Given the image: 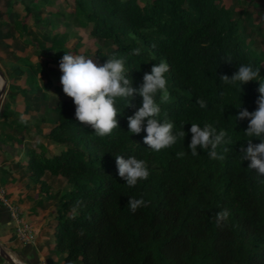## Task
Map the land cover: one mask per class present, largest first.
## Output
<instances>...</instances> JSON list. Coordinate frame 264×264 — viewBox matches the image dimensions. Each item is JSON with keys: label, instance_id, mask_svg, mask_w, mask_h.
<instances>
[{"label": "trees", "instance_id": "obj_1", "mask_svg": "<svg viewBox=\"0 0 264 264\" xmlns=\"http://www.w3.org/2000/svg\"><path fill=\"white\" fill-rule=\"evenodd\" d=\"M17 1L26 13L16 22L19 33H28L26 18L38 28L37 34L25 40L35 45L34 57L49 58L59 66L65 53H74L66 43L83 29L96 47L86 49L85 56L93 57L98 65L107 58H124L134 88L143 83L144 73H150L154 64L166 62L170 100L162 103L157 95L160 113L156 118L161 123L173 122L174 132L183 125L185 132L171 148L158 152L148 148L143 140L146 132H128L127 117L142 105V97L136 94L131 100L134 107L117 100L118 128L101 138L76 120L72 98L63 91V97L46 92L52 80L31 91L14 81L8 84L10 99L21 94L28 109L43 106L46 113H56L44 132L39 126L31 129L28 121L10 120L7 104L0 113V142L23 143L16 134L25 130L51 144L38 142L36 150L23 143V148L28 177L40 185L39 196L45 194L38 204L55 198L42 179L45 173L62 176L69 185L56 209L53 229L54 250L64 254L63 262L264 264V177L258 178L248 168L250 161H241L240 149L247 147L244 130L248 119H235L241 109L252 112L257 108L258 88L264 84L261 56L248 45L243 24V13L248 22L250 13L234 12L220 0H142L143 5L138 0H65L69 9L54 10L48 7H54L56 0ZM60 26L65 30H57ZM258 30L264 27L259 25ZM135 48L141 49L140 55H130ZM11 54L15 56V50ZM229 57L231 63L226 60ZM16 58L27 66L33 59ZM241 64L259 68L260 80L242 84L240 91L238 84H224L220 77H231ZM13 69L32 88L38 73L51 72L59 80L62 75L46 62L28 75L21 65ZM198 99L205 100L207 107L200 108ZM192 123L211 124L217 132L227 133L230 143L216 149L223 159L210 158V149L198 148V155L191 154ZM6 126L15 134L4 133ZM251 139L253 144L261 142ZM178 152L184 155L178 157ZM117 155L144 160L148 179L128 187L118 176ZM129 197H143L148 206L133 214L127 204ZM225 209L228 220L217 227V213Z\"/></svg>", "mask_w": 264, "mask_h": 264}, {"label": "clouds", "instance_id": "obj_2", "mask_svg": "<svg viewBox=\"0 0 264 264\" xmlns=\"http://www.w3.org/2000/svg\"><path fill=\"white\" fill-rule=\"evenodd\" d=\"M140 52L141 49L135 48L132 49L130 55L138 56ZM226 60L229 63L232 62L230 57ZM59 69L62 73L60 76L62 91L72 98L75 105L76 120L85 126H90L98 137L109 136L114 129L118 128L116 117L120 111L115 106L117 100H124L127 107H134L131 100L134 95L138 94L142 97V105L133 115L127 117L128 132L134 134H140L141 131L146 132L143 137L144 143L148 148L157 152L171 148L176 144L178 138H184L183 125L180 131L174 132L173 122L165 120L161 123L156 118L160 113V106L156 102L157 95L159 94L162 103L170 100L167 80L164 75L169 71V65L166 62L154 64L150 73H144L143 83L138 88L132 86V80L127 75L129 71L125 68L124 58H107L102 65H98L91 58H86L83 55L65 53L59 61ZM259 78V68H253L251 64H241L231 77L228 75L220 77L224 84H238L240 91L242 84L260 80ZM258 92L259 96L255 101L257 108L252 112L241 109L235 119H248V126L244 130L245 136L248 137L247 147L240 149L241 161H250L248 168L254 170L258 178H262L264 177V84L260 83ZM197 103L200 108L207 107V103L203 99H198ZM21 123H27V121L21 118ZM189 131L191 132V140L188 148L193 156L198 155L199 148L210 149L209 156L212 159L224 158L222 155H218L216 151L218 146L230 143V139L227 138V133L224 130L217 132L211 124H205L201 127L192 123ZM253 137L259 138L261 142L253 144L251 139ZM224 151L227 152L228 149L225 148ZM183 155V152L177 153L178 157ZM116 166L118 176L130 188L135 187L139 180H147L150 175L145 161L138 160L134 156H128L125 159L122 155H117ZM148 203L143 197L139 199L129 197L127 202L129 211L133 214L138 209L147 207ZM228 217L229 212L226 209L217 213V227H223ZM34 242L35 239L33 242L22 243Z\"/></svg>", "mask_w": 264, "mask_h": 264}, {"label": "rangeland", "instance_id": "obj_3", "mask_svg": "<svg viewBox=\"0 0 264 264\" xmlns=\"http://www.w3.org/2000/svg\"><path fill=\"white\" fill-rule=\"evenodd\" d=\"M1 1V0H0ZM225 7H230L234 12H238L241 10H247V12L250 13L251 18L248 22L246 20V15L243 13V24L247 27V33L248 36V45L254 49L257 53L261 56L262 61V68L264 69V30L259 31L258 27H264V0H220ZM249 3H247V2ZM138 3L140 5H143L142 0H138ZM1 7L5 5L4 1H1ZM68 3L65 2V0H56V5L54 7H48L50 10H54L55 8H68ZM16 18L18 15L15 16ZM18 19V18H17ZM253 21V23H250ZM38 28L35 26L34 22H30L28 25V33L22 34L20 36L16 35L13 42H11V46L16 51L19 50L20 52H23L27 57H32V65H26L21 60H18L16 57L20 55L15 56L11 54L8 50L4 49L3 47L0 48V50H3L2 53H7L6 56L1 55L0 56V67L3 69H6V74L8 76L5 77L6 79V90L3 95L1 105H0V113L3 111L4 108H6V105L8 104V108L10 111L9 119H15V118H24L26 121H28L29 125L31 126V129H36V126H39L44 132H47V130L51 127L52 121L56 116V113L49 112L46 113L45 107L40 106L37 109H28V105L26 104L23 96L21 94L15 95L14 99H10V97L7 95V88L8 84L14 81L15 84H20L19 86L22 88H27L29 91L39 89L40 86L43 85V87L46 85L45 80H52L51 85L47 87L46 92L49 93L52 96H60L63 97L64 95L61 94L62 85H60L59 78H56L54 74L49 72L47 75L45 73H38L37 76L36 85L32 88V86H29L25 84L24 78L19 77L17 71L13 72V68L15 66L21 65L22 68H24L26 75L32 74L33 71L37 72L38 67L40 63H45L46 66H50V69H53L54 71L59 70V66L52 63L51 59L46 58L42 59L38 56L34 57L33 54H35V45L31 43H25L26 38L29 39L32 35H35L38 33ZM59 31H64V27L60 26L58 27ZM33 37V36H32ZM72 39L69 40L66 45L68 48L74 53H71V55H83L85 56V50L91 49L95 47V45H92L89 39L90 35L87 30H78L76 35H73L71 37ZM49 41L46 42V52L49 51ZM96 48V47H95ZM86 58H91L94 62L96 60L91 56H85ZM12 72V73H11ZM57 72V71H56ZM46 78V79H45ZM59 87L58 89L56 87ZM30 108V107H29ZM46 117V121L40 122L39 118ZM2 130L4 133H14V130L6 126ZM15 134V133H14ZM18 138H20L21 142L24 144H28L29 146L36 148V150H39L37 147V143H44L45 145H51L49 142L46 143L42 139L41 136H38L34 133L29 134L27 131L23 130L16 134ZM3 141V139H1ZM11 144L4 145L0 142V167L6 166L7 169H2L0 171V177L3 174V170H8L12 174V180L8 181V183L2 184L6 191H7V197L15 204H17L20 208L21 215L24 219L28 222H34L33 219L37 218L35 221L40 222L44 220L46 217V225L45 223L41 226H35L34 225V234H35V240L38 241L39 239H42V242L46 241L45 246V255H46V264H76V263H64L63 257L64 254L57 253L54 250V236H53V229H54V218L57 214V207L61 204L66 192L67 188L69 187L66 179L62 176H56L51 175L49 173H45L42 176V179L46 182L47 185L50 186V192L52 194H55V198L49 199L46 206V214H42L40 218V211L42 208L39 206L38 198H39V184H33L29 177H28V171L26 169V158H25V149L23 148V143L20 142H10ZM51 153H55V149H52ZM8 178V177H7ZM42 196H45V194H42ZM27 216V218H26ZM48 221V222H47ZM1 226V225H0ZM13 226V225H12ZM22 243V242H21ZM81 264V263H80Z\"/></svg>", "mask_w": 264, "mask_h": 264}, {"label": "crops", "instance_id": "obj_4", "mask_svg": "<svg viewBox=\"0 0 264 264\" xmlns=\"http://www.w3.org/2000/svg\"><path fill=\"white\" fill-rule=\"evenodd\" d=\"M4 1L5 5L1 7L0 4V48H4L9 52H13L15 49L12 48L11 42H13L16 35H22L19 33L16 27V22L23 20L25 17V11H23V5L17 0H1ZM0 1V3H1ZM18 15V19L15 17ZM27 24L29 25L32 22L31 18H26ZM83 30V29H78ZM85 31V30H84ZM27 39V38H26ZM26 43V42H25ZM3 50H0V56H6L7 53H2ZM15 54L20 56H26L23 52L15 50ZM33 61V59H31ZM0 70L6 74V69L0 67ZM5 76V77H6ZM21 86V85H20ZM30 134V133H29ZM2 169H7L6 166L0 167ZM8 177V178H7ZM2 178L5 179V182H2ZM12 180V174L8 170H3V174L0 177V183L5 184L8 181ZM44 196H39L37 199H40ZM44 199V198H43ZM42 200V199H41ZM38 203V202H37ZM42 208L40 211V218L42 214H46V201L42 204H39ZM27 218V216H26ZM37 219V218H36ZM35 218L33 219V226H42L45 223L46 217L44 220L37 222ZM48 222V221H47ZM0 244L17 260L21 261V264H46V255H45V246L46 241L42 242V239L38 241L35 240L34 243H21L14 232V224L10 219V214L8 209L0 203ZM13 225V226H12ZM54 226V225H53ZM54 247V246H53ZM0 264H9L6 260L0 258ZM19 264V263H18Z\"/></svg>", "mask_w": 264, "mask_h": 264}, {"label": "built area", "instance_id": "obj_5", "mask_svg": "<svg viewBox=\"0 0 264 264\" xmlns=\"http://www.w3.org/2000/svg\"><path fill=\"white\" fill-rule=\"evenodd\" d=\"M0 203L8 209L17 238L22 242H33L35 239L33 224L23 218L19 206L7 197V191L2 185H0Z\"/></svg>", "mask_w": 264, "mask_h": 264}, {"label": "water", "instance_id": "obj_6", "mask_svg": "<svg viewBox=\"0 0 264 264\" xmlns=\"http://www.w3.org/2000/svg\"><path fill=\"white\" fill-rule=\"evenodd\" d=\"M6 90V79L4 73L0 70V105L3 95ZM0 258L6 260L9 264H21V261L14 258L1 244H0ZM25 264V263H24Z\"/></svg>", "mask_w": 264, "mask_h": 264}]
</instances>
